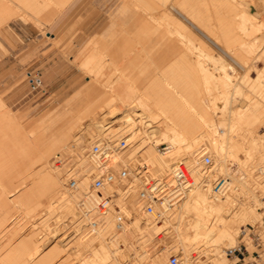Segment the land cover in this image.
<instances>
[{
  "label": "bare ground",
  "instance_id": "obj_1",
  "mask_svg": "<svg viewBox=\"0 0 264 264\" xmlns=\"http://www.w3.org/2000/svg\"><path fill=\"white\" fill-rule=\"evenodd\" d=\"M71 1L0 0V27L15 18L40 22L43 10ZM138 1L142 14L112 18L89 41L77 60L87 77L84 86L33 127L27 128L0 97V264H68L65 254L77 240L78 231L73 230L87 220L77 213L83 196L66 185L70 167L64 171L51 158L76 143L87 149L79 155L85 174L86 162L95 164L91 148L100 140L108 141L112 161L132 167L145 162L153 176L164 175L183 159L198 177L196 152H190L204 139L203 125L211 127L205 140L215 155L210 181L192 185L175 206L174 218L132 214L127 227L115 229L110 223L93 229L90 240L79 242L83 253L73 259L76 264L140 262L147 256L142 245L126 253L115 233L103 236L102 230L131 227L143 243L146 233L168 226L175 229L176 241L150 256L152 264H162L164 250H177L181 264H226L222 247L239 240V225L260 220L257 209L264 201L257 191L264 194V132L257 134L256 128L264 129V19L255 18L258 6L247 0ZM223 56L235 65L225 63ZM146 65H152V72H143ZM235 127L244 130L239 147L244 158L235 153L240 140ZM2 135L12 151L2 145ZM160 142L167 144L162 152L154 149ZM228 158L237 159L236 174L228 170ZM254 170L259 171L256 176ZM219 173L230 180L213 192L211 180ZM94 199L90 192L83 202L89 205ZM49 228L58 242L67 240L61 245L68 249L41 247ZM260 234L264 237L263 230ZM84 252L91 257L82 258Z\"/></svg>",
  "mask_w": 264,
  "mask_h": 264
},
{
  "label": "rangeland",
  "instance_id": "obj_2",
  "mask_svg": "<svg viewBox=\"0 0 264 264\" xmlns=\"http://www.w3.org/2000/svg\"><path fill=\"white\" fill-rule=\"evenodd\" d=\"M75 1L76 0H72L71 5H67L70 2L69 1L60 9L56 6H51V9H47V11L49 10V12L43 10L41 14L44 15H39L41 19L40 22H34L33 20L24 21L20 18H15L0 27V43L3 46V48L0 47V58L4 54H9V52L11 51L12 55H9V58L15 65L12 71L7 72L9 74L8 76L13 77V80L10 83H6L5 79H1V75L3 76L4 73H2V70L0 69V97L10 107L12 113L16 115V117L21 118V121L27 128L33 127L41 117L46 116L60 108L67 98H69L72 94L76 93L84 86V84L87 82V77L83 72H81L82 70L78 67L77 60H79L87 51L90 43L89 41L95 35H97L98 32L102 31L108 25L112 18L125 19L130 16H135L138 13L142 14V8L139 5H135V3L140 2L138 0H85L83 1L84 3H78L76 6H72ZM247 1L249 4L258 6L256 7L258 10L255 12V18L262 17V19H264V0ZM124 3H128L125 8ZM55 8L57 9V11H55ZM94 12H99V15L97 17V20H99V23L97 24L99 30L90 33V31L86 27L90 23L88 22V20L92 18L91 15ZM49 13L52 14V16ZM228 15L229 14H226V16ZM70 20H72V22ZM70 22L72 24L74 23V26L70 24ZM70 26L71 28H68ZM66 29L68 30V33H66ZM11 48H13V50H11ZM223 57L225 63H230L233 66L235 65L234 61L230 57ZM262 63L259 65V67L263 65ZM227 65L228 64H226V67H228ZM143 68H147L143 71L144 73L152 72L150 71L152 69V65H146L143 66ZM33 69L40 71L43 80L44 92L32 91L26 81V71ZM251 75L253 76L255 75V73L251 71ZM100 89L101 91H103L105 90V87ZM236 103H238V101ZM210 128L211 127H207V125H203L201 127L202 130L200 131H203V134L205 133L204 139L201 140L202 143L198 141V146L194 147L190 154L197 152V150L201 151L203 149L202 151L210 155L213 160L215 155L214 153H212V147L205 140V138L209 135ZM235 128L233 130L237 133L235 137H238L240 139L238 140L237 144L238 151L236 149L235 153L237 155V158H244L243 151L241 148H239L243 141L241 135L242 133H244V130L242 131V129L239 127ZM262 128V125H259L256 128L257 134H261L264 132V129ZM9 129V127H6L7 136H10ZM1 137L2 141L4 140L2 145L8 144V149L12 151L13 148H11L10 142L7 141L8 138L6 139V137L3 135ZM164 142L155 144L154 149L156 151L160 150V152H162L163 149L161 148V145H163ZM75 145L70 147V151H64L60 156L54 157L53 159L51 158V161L59 163V166L62 167L64 171H66V169H68L69 167L75 169L79 168V170H81L82 168L80 165H82V162H80V159L83 157V154L87 153V149L83 151L80 144L76 143ZM72 149H76L78 152L76 150L72 151ZM79 155L81 158H79ZM111 159H114V155L113 157L111 156ZM75 162L76 164H74ZM227 163L228 170L236 174L239 170L237 159L228 158ZM91 164L92 163L86 162V165L84 166H87L86 170H91ZM257 171L254 170L255 176L259 173V171ZM261 179L262 177H260L258 180ZM228 180H230L229 177ZM257 194L258 197H260V201H263L264 194L258 191ZM260 206L257 209L259 215L261 216L260 220L247 222L246 225H239V230L236 233L237 240L243 236V240L246 242L248 253H245L244 256L240 257L239 259L237 257L232 258L230 256H227L226 254V264H262L263 252L261 243L263 240V236L260 234V231L263 230L264 233V207ZM173 214L174 213H170L169 215L174 218ZM69 218L70 217H68V219ZM21 219L23 220L24 216L23 218L21 217ZM75 222L76 220L73 223ZM245 226L247 227V229ZM78 229L73 230L74 232L78 231L75 236V238L77 237L76 242L73 244L72 248H69V252L65 254H68V257L66 258L68 260L70 259L68 264H76L74 263L75 260L80 257V254L83 253V245L81 244L86 243L95 235L94 231L89 232L81 226ZM50 230L51 228L48 229L46 238L42 242H40L42 244L41 247L47 251L55 246L56 248H58L59 246L61 248L59 249L62 252H64L65 249H68L67 244H64L66 247H63L61 245L62 242L66 243L67 240L63 239L62 242H58L57 237L52 234L54 233V231ZM73 231L71 233H73ZM111 233H115L118 238L125 243L124 251L126 253H130L134 247H138L140 245H142V247L146 251L147 256L142 261L133 263L126 260L123 264H152L150 256H153V254L159 252L161 249H163V247L165 248L168 245L169 246L166 247V249L172 248L171 245L175 243L173 241H176V233L173 226L165 227L162 230H152L150 233H146L145 241L143 243L139 239H135L136 232L131 227L120 231H115L113 229L102 230L103 236L110 235ZM159 234H163L161 239H159L158 237ZM256 242H258L259 244H256ZM225 247L226 246H223L222 249H225ZM73 249L74 251H76L74 252ZM71 252L73 253L72 255ZM171 252L175 253L177 252V250ZM171 252L168 250H164L162 253H160V262L162 264H169L168 255ZM89 253L90 252H84L81 257L89 258L91 257ZM223 253L225 254V252ZM179 254H176L178 255V259H180ZM248 261H251V263ZM179 262L181 261L179 260ZM88 263L86 262L84 264Z\"/></svg>",
  "mask_w": 264,
  "mask_h": 264
},
{
  "label": "built area",
  "instance_id": "obj_3",
  "mask_svg": "<svg viewBox=\"0 0 264 264\" xmlns=\"http://www.w3.org/2000/svg\"><path fill=\"white\" fill-rule=\"evenodd\" d=\"M25 78L32 91L44 92L39 70H27ZM166 146L167 144L164 143L161 148L165 150ZM110 149L106 140H100L91 148L92 153L96 155L95 164L105 165L104 171H99L92 162L91 170H87L86 174L79 169L71 167L68 169L66 185L70 189H78L83 196L79 201L77 213L80 215L79 218L86 217V224H81V227L89 232L93 229H104L110 223L115 229L127 227L132 214L142 216L153 213L159 217L164 213H174L175 206L195 182L208 183L210 176L215 173L212 158L200 150L195 153L194 166L198 168V177L195 179L193 167L189 168L183 159L176 161L171 170L164 175L153 176L147 170L148 165L145 162L132 167L128 162L112 161ZM227 181L226 175L215 174L214 179L211 180L212 191L221 190L226 186ZM90 192L94 193V202L85 205L83 200ZM261 246L262 264H264V237ZM225 253L238 259L248 253L243 236L234 245L226 246ZM176 254L171 252L168 255L169 264H181Z\"/></svg>",
  "mask_w": 264,
  "mask_h": 264
},
{
  "label": "crops",
  "instance_id": "obj_4",
  "mask_svg": "<svg viewBox=\"0 0 264 264\" xmlns=\"http://www.w3.org/2000/svg\"><path fill=\"white\" fill-rule=\"evenodd\" d=\"M83 1H85V0H76L75 3L72 6H76L78 3L80 4ZM98 15H99V12H94L91 15L92 18L90 20L87 19L88 22H90V23L88 24V26L86 28L90 31V33H93L95 31L99 30L98 25H97L99 23V20H97ZM11 50H13V48H11ZM9 55H12L11 51L9 52V54H4L0 58V63H1L0 69L2 70V73H4L3 76L1 75V77H2L1 79L2 80L5 79L6 83H10L13 80V77L12 76H8L9 74L7 72L8 71H12V69L15 66L13 64L12 60L9 58Z\"/></svg>",
  "mask_w": 264,
  "mask_h": 264
}]
</instances>
